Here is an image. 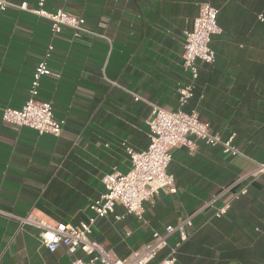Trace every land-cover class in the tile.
Wrapping results in <instances>:
<instances>
[{
    "label": "crops",
    "instance_id": "0c3cea01",
    "mask_svg": "<svg viewBox=\"0 0 264 264\" xmlns=\"http://www.w3.org/2000/svg\"><path fill=\"white\" fill-rule=\"evenodd\" d=\"M201 3L218 9L220 32L210 41L215 61L198 62L194 95L182 108L196 110L222 138L232 136L241 154L201 140L193 150L174 148L167 170L176 191L161 189L144 201L142 219L116 204L112 214L96 219L91 238L111 257L124 258L152 232L164 233L236 177L264 164V0H45L48 11L82 16L90 33L74 36L63 27L53 34L44 17L0 11V211L72 225L94 214L89 205L104 192L102 176L113 169L128 172L129 149L147 147L150 103L179 107L177 89L191 80L181 56L183 31L192 27ZM49 44L47 66L58 76L42 75L36 97L50 101L54 117L64 120L58 136L1 117L3 107L20 108L27 100ZM246 183L247 192L231 201L224 216L204 209L186 227L187 238L169 234L168 246L149 264L175 244V264H264V172ZM38 231L19 229L13 217L0 214V264L86 258L63 246L48 251Z\"/></svg>",
    "mask_w": 264,
    "mask_h": 264
},
{
    "label": "built area",
    "instance_id": "2783aa9c",
    "mask_svg": "<svg viewBox=\"0 0 264 264\" xmlns=\"http://www.w3.org/2000/svg\"><path fill=\"white\" fill-rule=\"evenodd\" d=\"M44 3L45 0H35V5L30 6L25 1L15 3L0 0V11L13 8L44 17L48 19L53 34L59 33L63 27L71 29L74 36L83 32L90 33L82 16L63 9L48 11L44 8ZM217 13L218 9L209 3L199 5L198 13L192 19V27L183 31L181 56L184 68L191 74V80L177 89L179 107L166 109L150 103V115L146 119L147 147L141 151L129 149L131 166L128 172L121 173L113 169L102 176L104 192L89 205L94 212L92 216L78 225H72L63 222L48 223L32 212L25 216H14L4 211H0V214L13 217L19 229L25 225L37 228L39 230L38 241L50 252L63 246L69 253L79 250L86 256V258H73L71 264H94L96 262L99 264H149L161 250L168 246L169 234L176 231L180 241L185 240L187 238L186 227L191 226L193 217L204 209L211 208L213 217L224 216L230 208L231 201L247 192L246 182L260 172H264V164L258 163L256 169L236 177L178 223L167 225L164 233L152 232L151 238L146 243L131 250L124 258L111 257L103 245L91 238L96 219L112 214L116 204L122 205L126 213L134 214L138 219H142L144 201L150 199L161 189H166L170 193L176 191L174 177L167 170L174 148L183 146L188 150H193L197 141L201 140L209 145H219L226 154H241L232 143V136L222 138L219 133L213 131L208 122L199 118L196 110L186 111L182 108L194 95L198 77V62L212 64L215 61V53L210 46V41L213 35L220 32ZM52 48L53 46L49 44L44 58L35 66L28 98L22 107L2 108L1 117L4 122L32 128L39 134L50 133L58 136L62 132L64 120L54 117L51 102L39 100L36 97L39 79L42 75L58 76V73L48 68L46 62ZM135 98L138 99V97ZM243 182V185L233 190ZM222 197L224 199L217 204ZM114 217L118 220L121 215ZM178 245L170 247L167 254L154 264H175Z\"/></svg>",
    "mask_w": 264,
    "mask_h": 264
}]
</instances>
